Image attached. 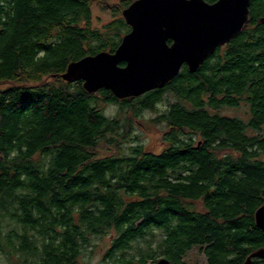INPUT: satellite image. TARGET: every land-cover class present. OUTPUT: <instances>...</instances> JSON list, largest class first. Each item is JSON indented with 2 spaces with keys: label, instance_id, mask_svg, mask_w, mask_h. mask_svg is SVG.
I'll list each match as a JSON object with an SVG mask.
<instances>
[{
  "label": "trees",
  "instance_id": "obj_1",
  "mask_svg": "<svg viewBox=\"0 0 264 264\" xmlns=\"http://www.w3.org/2000/svg\"><path fill=\"white\" fill-rule=\"evenodd\" d=\"M110 1L0 0V251L11 264H85L90 236L109 234L112 264H184L194 247L206 264L243 263L264 246V0L196 71L124 99L61 77L130 30L134 0L94 27L93 3ZM110 104L130 117L108 116ZM242 105L245 117L221 112ZM144 110L167 128L158 152L134 144Z\"/></svg>",
  "mask_w": 264,
  "mask_h": 264
},
{
  "label": "water",
  "instance_id": "obj_2",
  "mask_svg": "<svg viewBox=\"0 0 264 264\" xmlns=\"http://www.w3.org/2000/svg\"><path fill=\"white\" fill-rule=\"evenodd\" d=\"M251 0H134L122 10L130 30L114 51L102 50L68 64L61 77L82 81L87 92L106 89L118 99L163 88L186 66L194 72L216 48L238 35ZM264 23V16L259 18ZM123 63V64H122ZM264 235V204L255 212ZM264 260V246L241 264ZM152 264H170L160 257Z\"/></svg>",
  "mask_w": 264,
  "mask_h": 264
},
{
  "label": "rangeland",
  "instance_id": "obj_3",
  "mask_svg": "<svg viewBox=\"0 0 264 264\" xmlns=\"http://www.w3.org/2000/svg\"><path fill=\"white\" fill-rule=\"evenodd\" d=\"M117 0H113L107 3L94 2L92 5V24L95 28L101 29L105 25L112 22L113 16V4ZM123 17V16H122ZM166 103L159 104L158 110L162 111L165 108ZM106 114L110 117L118 116L121 120H126L130 117V111L124 109L123 111L117 104H110L105 107ZM247 107L242 105L237 108H224L222 113L231 116L245 117ZM157 112L152 110H144L140 115L133 117L134 132L139 136L138 140L134 144H143L147 149L154 152H158L161 149L163 133L167 130L163 122L155 121ZM103 151V149H102ZM112 235H91L89 243L83 248L81 255V261L85 264H112L105 257L107 250L111 245ZM7 254L0 251V264H11L7 259ZM11 258V256H10ZM18 258L12 257V263H19ZM14 260V261H13ZM184 264H206V257L204 253L198 248L194 247L190 249L183 257ZM153 261H149L148 264H152Z\"/></svg>",
  "mask_w": 264,
  "mask_h": 264
}]
</instances>
